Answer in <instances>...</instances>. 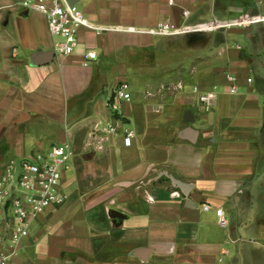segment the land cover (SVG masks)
Instances as JSON below:
<instances>
[{
  "label": "crops",
  "instance_id": "obj_1",
  "mask_svg": "<svg viewBox=\"0 0 264 264\" xmlns=\"http://www.w3.org/2000/svg\"><path fill=\"white\" fill-rule=\"evenodd\" d=\"M21 1L0 0V167L65 143L73 156L64 204L31 221L14 264H264V23L149 33L259 16L264 0H78L92 25L123 31L82 30L69 57ZM120 82L131 100L112 113ZM194 87L216 89L210 112Z\"/></svg>",
  "mask_w": 264,
  "mask_h": 264
},
{
  "label": "built area",
  "instance_id": "obj_2",
  "mask_svg": "<svg viewBox=\"0 0 264 264\" xmlns=\"http://www.w3.org/2000/svg\"><path fill=\"white\" fill-rule=\"evenodd\" d=\"M172 2V1H170ZM22 8L28 11L39 12L47 19L50 36L54 39L53 53L56 56L69 57L78 52L80 34L82 30L92 31L99 35L104 32L123 31L116 27H101L92 25L77 3L72 5L71 0H22ZM189 12H184L187 17ZM264 23V14L255 17H243L233 21L212 20L197 27L177 28L170 23H160L149 33L171 37L195 33L228 31L244 29L254 24ZM87 60H94V52L86 53ZM231 81L234 78L229 77ZM252 80L248 79V83ZM238 89L233 85L231 92ZM193 92L205 112H210L217 100L216 89L200 92L197 87ZM131 100L130 87L126 82H120L113 90L106 107L112 113H118L123 102ZM95 131L100 134L98 150L102 151L103 142L116 133V126L107 124L96 126ZM134 137L133 131L124 134V146H131ZM73 156V148L65 143L51 147L46 152L36 151L19 160H10L0 167V264H14L21 242L29 236L31 221L43 214L47 209L64 204L65 197L59 193L63 173ZM208 211L209 206H204ZM218 224L226 227L228 221L222 209L216 210Z\"/></svg>",
  "mask_w": 264,
  "mask_h": 264
},
{
  "label": "water",
  "instance_id": "obj_3",
  "mask_svg": "<svg viewBox=\"0 0 264 264\" xmlns=\"http://www.w3.org/2000/svg\"><path fill=\"white\" fill-rule=\"evenodd\" d=\"M77 2H78V0H71V4H72V5L76 4ZM51 55H52V56L54 55L53 51H52V54H51ZM49 56H50L49 54L46 55V57H48V58H49ZM171 180H172L174 186L180 188V189L183 190L184 192H187V188H186V186H183L181 183H179V182H177V181H175V180H173V179H171ZM112 217H113V218L120 217V214L117 213V212H112Z\"/></svg>",
  "mask_w": 264,
  "mask_h": 264
},
{
  "label": "rangeland",
  "instance_id": "obj_4",
  "mask_svg": "<svg viewBox=\"0 0 264 264\" xmlns=\"http://www.w3.org/2000/svg\"><path fill=\"white\" fill-rule=\"evenodd\" d=\"M34 152H36V150H30L29 153L26 154V156H29L30 154H32V153H34ZM26 156H24V157H26ZM22 158H23V157H22ZM17 159H18V158H17Z\"/></svg>",
  "mask_w": 264,
  "mask_h": 264
}]
</instances>
